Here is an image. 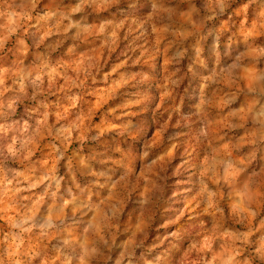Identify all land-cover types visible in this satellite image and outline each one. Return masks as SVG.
I'll return each instance as SVG.
<instances>
[{
    "label": "rangeland",
    "instance_id": "rangeland-1",
    "mask_svg": "<svg viewBox=\"0 0 264 264\" xmlns=\"http://www.w3.org/2000/svg\"><path fill=\"white\" fill-rule=\"evenodd\" d=\"M0 264H264V0H0Z\"/></svg>",
    "mask_w": 264,
    "mask_h": 264
}]
</instances>
